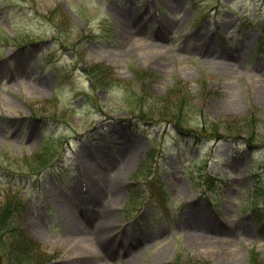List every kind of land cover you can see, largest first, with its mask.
<instances>
[{"label": "rangeland", "instance_id": "374dc122", "mask_svg": "<svg viewBox=\"0 0 264 264\" xmlns=\"http://www.w3.org/2000/svg\"><path fill=\"white\" fill-rule=\"evenodd\" d=\"M177 3L0 0V203L22 201L44 263L121 264L133 242L132 264H225L199 240L264 264V0ZM167 100L222 138L136 122ZM245 121L255 145L225 138ZM85 218H107L111 253Z\"/></svg>", "mask_w": 264, "mask_h": 264}, {"label": "trees", "instance_id": "16d2710c", "mask_svg": "<svg viewBox=\"0 0 264 264\" xmlns=\"http://www.w3.org/2000/svg\"><path fill=\"white\" fill-rule=\"evenodd\" d=\"M95 84L97 81H93ZM100 85V84H99ZM156 102V101H155ZM155 104V103H154ZM171 108H165L158 112L152 109L145 111L140 109L138 116L136 117V122L152 123L154 119L156 124L164 125L167 128L169 125L174 128L182 137L194 139L197 142L203 139H214L219 140L222 136H219L220 131L215 128H208L201 125L198 129H192L190 122L185 118L184 106H179L176 104H171L170 100L165 103ZM154 105L152 104V108ZM158 115V116H157ZM257 128V124L252 121H245L244 125L241 127H236L235 129H228V137L234 141L239 139L243 140L246 146L255 145L258 142V138L253 136L254 126ZM246 135L247 137H243ZM244 138V139H240ZM38 173L32 174L37 176L41 174L45 169ZM20 209V210H19ZM25 209L22 201L19 200L16 203L9 204L8 202L0 203V264H32L37 257V263L35 264H46L39 258L40 251L34 242H31L26 235L21 231L20 226L16 224V218L19 213ZM20 240L21 242H18ZM36 252V253H34ZM39 258V259H38Z\"/></svg>", "mask_w": 264, "mask_h": 264}, {"label": "bare ground", "instance_id": "6f19581e", "mask_svg": "<svg viewBox=\"0 0 264 264\" xmlns=\"http://www.w3.org/2000/svg\"><path fill=\"white\" fill-rule=\"evenodd\" d=\"M164 3H165V6L166 8L170 9V10H176V8L178 7L176 4L177 3V0H164ZM118 18L123 20V22L125 24H127V20H128V13L126 11H123L121 13H119L118 15ZM163 25H167L166 23H163ZM231 72L234 73L235 70L233 68H230ZM45 84L42 83V82H39V83H34L30 90L32 92V94H39L40 93V89H44L45 88ZM131 157L127 156L126 157V161L127 163H129L131 161ZM123 161V159H122ZM87 171L88 172H92L93 174L95 172L92 171V167L89 168L87 167ZM99 221V222H98ZM92 221H89L88 219L85 218V221H84V225H83V228L81 227V230H80V233L81 234H86V236H89V237H92L95 239V242H97L100 246V251H103L105 253H111V249H108V247L110 246L109 242L112 240L113 241V238H112V235H111V231H110V226H109V221L107 220V218L105 219H101V220H93V225H90L92 223H90ZM125 237H124V241H125ZM84 244H85V247L87 246V244L85 243V240H83ZM122 242L119 246H121V248H125L127 245H126V241L125 242ZM188 243V246L190 249L194 250V251H202V250H205L206 252H211V253H215L217 255H219L220 257H222V261L225 263V264H229V263H233L236 259V255L235 254H232L229 250H225L223 252H220V250L222 251V249L218 250L216 247H215V244L216 243H211V242H200L199 240H194V242H187ZM123 244V246H122ZM129 246V247H128ZM128 249L129 250H132L135 251L132 255V261L137 263L139 262L140 260V255H139V251H138V245L133 242L129 243L128 245ZM84 247V248H85ZM167 252V249H164L163 253H166ZM86 252H82V254H85ZM130 260H126V261H123V263L121 264H132Z\"/></svg>", "mask_w": 264, "mask_h": 264}]
</instances>
